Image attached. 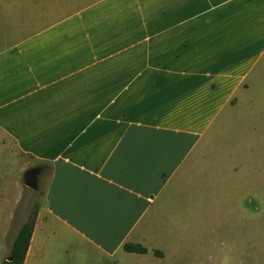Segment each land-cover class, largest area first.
I'll return each mask as SVG.
<instances>
[{"label": "crops", "instance_id": "1", "mask_svg": "<svg viewBox=\"0 0 264 264\" xmlns=\"http://www.w3.org/2000/svg\"><path fill=\"white\" fill-rule=\"evenodd\" d=\"M263 77L264 0H0V152L48 167L23 264L163 260L240 164L216 135Z\"/></svg>", "mask_w": 264, "mask_h": 264}, {"label": "rangeland", "instance_id": "2", "mask_svg": "<svg viewBox=\"0 0 264 264\" xmlns=\"http://www.w3.org/2000/svg\"><path fill=\"white\" fill-rule=\"evenodd\" d=\"M238 100L234 116L216 137L236 144L240 164L228 178H220L212 197L204 198L197 212L194 207L187 212L180 229L171 231L169 242L162 246L163 260L144 264H264V77ZM9 153L10 157L0 152V176L6 178L12 213L8 243L16 229L37 213L48 176L47 166ZM30 169L38 174L34 190L22 180Z\"/></svg>", "mask_w": 264, "mask_h": 264}, {"label": "trees", "instance_id": "3", "mask_svg": "<svg viewBox=\"0 0 264 264\" xmlns=\"http://www.w3.org/2000/svg\"><path fill=\"white\" fill-rule=\"evenodd\" d=\"M36 219V212L33 213L28 219L22 224L19 231L17 232L9 252V258L2 264H23L25 254L29 245L30 237L34 228ZM123 251L126 253H134L143 255L147 253V249L139 244L126 243L123 245ZM153 254L157 258L162 257V253L158 250H154Z\"/></svg>", "mask_w": 264, "mask_h": 264}, {"label": "water", "instance_id": "4", "mask_svg": "<svg viewBox=\"0 0 264 264\" xmlns=\"http://www.w3.org/2000/svg\"><path fill=\"white\" fill-rule=\"evenodd\" d=\"M36 174L35 170L30 169L22 175V180L29 189L34 190L36 188Z\"/></svg>", "mask_w": 264, "mask_h": 264}]
</instances>
